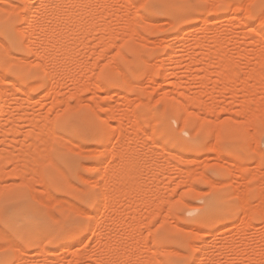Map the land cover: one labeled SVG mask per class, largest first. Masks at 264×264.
<instances>
[{
    "label": "rangeland",
    "instance_id": "374dc122",
    "mask_svg": "<svg viewBox=\"0 0 264 264\" xmlns=\"http://www.w3.org/2000/svg\"><path fill=\"white\" fill-rule=\"evenodd\" d=\"M53 1L0 0V49L2 50H0V56L3 57V52L5 57L9 54L7 59L0 57L6 60L3 65L0 64V75L3 74L2 76L5 77H1L0 81L2 79L1 84L3 86L9 83V81H14L9 83L11 86L15 83L12 87L10 86L13 88L12 90H14L12 92L20 88V90L24 91L27 88L28 90H26V92L29 96H24V94H26L24 93L25 91L23 92L24 94L18 90L15 94L9 92L11 93L9 98L11 97L13 100H18L16 103L10 98L12 101V103L10 102L11 105L9 102L7 103L10 106L7 109L10 110L11 113L8 112V110L7 112L10 113L9 115H13L12 121L14 120L15 124L14 122L12 123L11 117L5 115V113H2L3 115L0 117L1 131L3 128L5 129V127H7V124H5L7 122H9L8 126L10 123L15 126L17 125L18 127H15L16 130L14 132L12 131L13 128L12 130L10 128V130L7 129L6 131H11L10 134L13 133V138L19 139L18 141H23H21L22 143L17 142L8 132L7 136L5 131H0V135H2L1 133H5L7 136V139L4 140L7 144H4L3 138L1 139L2 136H0V152L3 147L12 152L11 154H9L10 152L6 154L5 150L4 153L6 155H3V153V157L0 155V264H12L13 262V264H22V259H25L24 262L27 259L28 264H48L50 260L52 262L50 261L49 264H102L104 259L107 261L110 260L109 264H191L192 260L195 259L197 261L199 256L201 257L203 255L202 259H204V261L199 258L197 261L198 264L200 262L204 264H264V215H262V210H264V30H262L264 29V0H234V3L230 0H85L88 6L83 2L84 0H82V2L81 0H77L78 2H76L74 6L80 9H75L72 6V4H74L72 0H68V3L66 2L67 0H57V3L60 1L63 6L59 4L60 2L57 4L56 0L54 3ZM69 1H71L72 4H70L71 2ZM92 1L94 2L92 3ZM88 2L90 3L88 4ZM55 3L57 7L60 5L63 10L71 6L72 9L74 8L73 10H75V12L81 10L82 7H85V9L86 7L91 8L93 13L90 12V9L84 12L87 13V11H89L93 19L90 15H87L89 13H85L88 18L86 20L85 14L81 13L83 11H79L81 13H78L79 17H77V12L75 14L77 21H75L76 19L73 20L75 24L79 22L78 20L82 19V15H84L83 19L85 20L82 21V19L80 23L89 24L94 21L90 23L92 26L88 25V30L87 25L84 24L85 27H87L84 28L82 23V25L79 23L75 27L72 25V23H74L72 20L66 21V13L62 12L65 14H63L64 16L62 18V13L60 12L61 14L59 17L60 19L62 18V21L59 23L62 25V23H64L63 20H65L66 27L73 26L77 29L76 31L80 33L76 34L73 27L74 31L71 30L70 32L65 27L64 23L62 25L63 29H58L59 32L58 30L56 31V33H59L57 35L60 39L65 41H60V39L56 40L57 42L55 41L56 44H54L57 46V50H54L55 45L53 48V43L51 41L49 42L47 35L40 36L42 40L46 36V39L44 38V42L42 41V43L40 41L41 38L36 37L37 35H31L29 31V33L27 32L28 28L26 29L27 25H31L29 27L32 28L36 26V29L45 28L42 25L47 22L53 26L55 22L52 23L54 18H51L50 9L55 6ZM77 3H79L80 6L78 5L77 7ZM34 4L36 7H33ZM69 4L70 6H68ZM234 4L235 13H233L235 11ZM100 5H104V7ZM212 6L213 8L211 10ZM217 6L220 7L218 8ZM71 7L69 8L70 10ZM2 8L5 11H3ZM97 10H100V13H98ZM101 11H103V13ZM33 14H40V17L31 22L30 16ZM80 17L81 19H78ZM202 17H207V20H204L207 22L205 23V27L202 26V23H204V21H202L204 18L201 20ZM58 18L55 17L54 21H58ZM67 22H70L69 24L71 25ZM49 23L46 25L47 28L51 26H49ZM93 23L95 24L93 25ZM15 25H18V27L20 26L19 32L17 27V29L14 28ZM96 25H98V27ZM100 25L103 26L101 27L103 29H105L104 25L106 26V29H108L106 31L109 34L107 32V34H105L107 37L111 34V36L115 38L113 40L120 44L119 47L116 43L114 44L113 41L114 45L108 46L105 42L110 44V42H108L109 37L107 39L108 41L106 39L104 41L105 37H102L103 40L99 39L105 32H98L97 29H101L99 28ZM7 27L11 29L9 30ZM70 27L68 28L70 29ZM202 27L210 28V30L207 29L209 32H207L206 29L202 31ZM80 28H83V30L80 31ZM20 29H23L22 34H20ZM182 30H184V32ZM216 30L219 35L216 33ZM210 31L216 33H214L213 36L217 35V37L215 36V40L213 39L214 42L220 41L224 46H219V49H215L218 46L214 47V42L211 43L212 40L210 39H212L213 36ZM69 32L70 34L72 32L75 33V35L80 38H78L75 43H72L73 40L77 38L74 37V34H72L74 36L68 34ZM179 33L181 34L179 35ZM7 34H9V37ZM184 34L185 40L183 41H186L187 45L190 42L191 44L177 47L179 46L178 44H184L182 41ZM181 35L182 38L179 37ZM201 35L203 36L201 37ZM204 35H206V38H209V36L211 37L208 41L204 42L207 43L204 47H202L203 45H199V48L192 44V37L198 36V38L203 40V38H205ZM67 36H71L74 39H70V42L67 40L69 39ZM174 36L176 39H174ZM219 36H221V38ZM5 37L7 39H5ZM13 37L15 43H12L13 41L10 40L13 39ZM97 38L99 39L98 41ZM196 38H194V41L198 39ZM169 39L176 42L177 46L173 44V42L172 44L177 48H174L173 45V47H170L167 44L169 41V43H171ZM177 39L181 40V43H179ZM165 40L169 41L166 42ZM96 41L98 44L99 41H103L106 45H102L103 43L101 42L102 46L98 45ZM26 42L29 44L32 42L31 46ZM60 42L63 43L61 46L64 50L61 48ZM212 44L214 46H211ZM38 45H41V47ZM49 45L52 47L50 52L53 53V50L56 52L53 53L54 60L52 56L51 58L48 55L51 63L46 57V52L50 49ZM67 46L68 48H66ZM103 46H106V49ZM107 46L111 48L107 50ZM192 46H194L193 49H191ZM208 46H211L210 48L215 49L216 52L214 51V53L212 51L211 54L210 50L212 49ZM19 47H22L24 51ZM205 47H207V50L208 48L210 49L208 50L210 56L207 51L209 56L208 59L204 58V55H201ZM4 48L7 49L8 54L6 51H3ZM45 48L49 49L45 50ZM65 48L71 50V53H73V59L71 57L69 58L71 62L68 60L67 51L70 55L72 54ZM101 48L105 50L103 49V51H101ZM173 48L177 51V54L174 52V55L179 54L178 56L173 55L171 57L174 51ZM178 48L184 49L180 51ZM220 50L223 55H221L222 53ZM36 51H38V54H36ZM64 51L67 55H65L66 53ZM97 51L100 53L98 56H101L104 52V58L102 56V58H98L96 56L98 54ZM205 52L206 51H204V53ZM190 54L191 58L189 56ZM64 55L66 63H62ZM165 55L171 59L170 61L168 60L169 62L177 61V63L167 62L166 59L168 57ZM193 55L199 58L197 64L196 61L193 60L197 58ZM11 56H14L13 59H17L15 61L12 59L13 61H11V63L9 62L8 64L10 65H8L7 60L10 61L9 59ZM112 56H114V58H111ZM220 56L223 57L221 58ZM224 56L225 60L227 59L226 57L232 60V64L229 62L231 66L228 63L230 67H227V69L222 67L223 63L226 65L228 62L227 60L224 61ZM215 57H220L219 61L222 62L221 66H219L220 62L218 63V67L226 70L229 69L227 71L228 74H224L225 71L222 70L223 75H229V77L227 76L228 78L224 76L225 79H223L222 75V80L214 81L213 78H218V76L221 75V72H218L221 71V68L217 69V66L215 67L217 63H211ZM177 58H180V60L178 61ZM113 59L116 61V65L115 63L111 64L112 61L114 62ZM205 59L206 61H204ZM145 60L147 62H145ZM107 61H111V63L109 64ZM164 61L168 64H164ZM214 61L218 62L216 58ZM13 62L16 63V65ZM72 62L74 64H72ZM200 62H203L202 64L204 66ZM64 63L67 65V68L64 66ZM59 64L63 65V68ZM82 65L84 67L86 65L88 66L84 68ZM161 65L163 67H161ZM164 65L169 66L168 69L170 70H167V66L165 68ZM23 66L26 67L24 68ZM27 66L30 67L28 68ZM19 67L21 68L19 69ZM205 67L207 70H205ZM198 68L202 71L198 70ZM120 70L122 74L117 73ZM165 71H169V74L165 73ZM215 71L216 73L218 72L217 74H220H212V72ZM207 72H210L207 74L208 77L209 74L211 75L207 78L209 81L205 82L206 80H204L205 83H202L203 80H200V73L203 74ZM123 74L127 76L129 86L127 81L122 80ZM165 74H168L167 77ZM74 78H76L77 81ZM203 78L205 79L206 76ZM3 79L6 80L3 82ZM123 79L126 80V77ZM75 81L81 87H79ZM84 82L88 83V85ZM132 82L135 86L132 85ZM81 83L82 85H80ZM16 84L20 88H17L18 86H16ZM5 86L7 87V85ZM75 86H78L80 90ZM95 86L96 89L102 86L100 88L101 92L99 88L96 90ZM164 90H168L170 96L164 95L165 93L167 94ZM75 91L78 93H73ZM182 93L187 94L186 97L185 95L183 96ZM14 97L16 98L14 99ZM177 97L179 99H184L183 97H185L186 102L199 101L197 103L199 108H197L195 103L188 104L185 102V99L184 101L178 100ZM21 98H24V102ZM27 98L30 102L27 101ZM19 100L22 102L21 104H23V106L19 105ZM182 103L185 105L188 104V107ZM191 104H194L196 107L192 108ZM20 106L22 107L19 108ZM111 106H113V108H111ZM186 108H189L192 112L188 111L189 109ZM113 109L116 111L118 110L120 114L130 111V113L127 114L130 120L126 117L127 112L122 114V117L124 115L125 117L119 118L122 119L120 122L118 121L119 119L117 120L118 122L113 120L114 117L111 114ZM23 111L27 112V114L30 111V115H26ZM99 112L103 117L99 116ZM112 113L114 114V112ZM5 116L10 120L7 121L6 119L8 118ZM30 116L34 119L30 118ZM119 116L121 115H118V117ZM3 117L6 119L4 120ZM111 117H113L112 120ZM46 118H49V120ZM115 118H117V115H115ZM30 119H33L35 123L29 124L31 121ZM51 119L52 121L50 122ZM15 120L19 124H17ZM36 120L40 123L42 122L41 120H47L46 122L49 121V126L50 123H52L51 130H53V133H56V135L54 136L52 131L50 132L49 128L51 126L48 127V123L46 124L44 121L45 124L44 122H42L43 124H39ZM130 121H135V128L133 127L132 129L134 124ZM193 121L196 124H194ZM122 122L124 125L121 124ZM36 123L38 126L42 125L43 127L44 125L45 127L43 128H46L47 125V128L44 130L42 127H40V129L37 127V130ZM113 123L116 126H114L115 128L110 126L111 124L113 125ZM130 123L133 125L131 126ZM137 123H139V126ZM199 127H201V129ZM113 128L114 130H112ZM41 129L46 132L41 133V131H43ZM110 129L112 132L115 131L114 134ZM203 129H205L204 133ZM31 130H34L32 131L33 133H31ZM119 131L121 133L123 131V136L119 134ZM47 132L52 135L50 134L49 137ZM23 133H25L24 136H27L25 139ZM30 133L39 135L33 136L30 135ZM124 133H126L127 136ZM40 134L41 136L45 134L44 137L47 136V139L41 138ZM117 135H120L119 138L122 136V139L128 141H125V145L129 149H132L131 152L139 147L136 150L137 152L139 151L136 161L145 162H142V165H140L142 166L140 169H144L140 174L137 171L140 166L137 169L135 168L139 163L136 165V158L133 159V164H129V166L136 165L133 166L135 169L129 167L131 169L126 168L122 173L125 175L124 173L127 172L126 177L128 174L131 178H125L129 180L128 182L122 181L125 184H122L120 182L122 179H119L120 177L124 178V176H116V168H112L113 170L111 172L109 169V166L115 167V164H109L118 161L116 159L120 150L123 151H121L122 153H127L124 152L127 148L122 144L124 140L122 141V139L119 138L118 140ZM52 136L56 138L52 139ZM10 137L13 139L11 142L14 141V143L9 145L8 141L10 140H8V138ZM28 137L30 139H28ZM31 138L34 139V143ZM38 141H42L44 144ZM116 141H120L121 145L118 144L117 153L114 154L116 151L115 148L117 147V145H115ZM135 144L139 146L136 147ZM113 145L116 147H113ZM119 146H124V150ZM34 147H36V152L34 150L32 151ZM101 148L103 149L102 151ZM111 148L115 150L112 155ZM49 151L51 155L49 156L51 158L47 156ZM26 152H34L37 157L41 155L42 158H38L39 160L37 161L33 153L29 155L33 156L35 160L31 159V157L27 159L24 158V156L21 157L25 155ZM20 153H22L21 156ZM38 154L40 155L38 156ZM45 154L46 158H44ZM127 154L133 157L135 155L136 157V152L130 155L128 151ZM9 155H13V159ZM15 155L16 157L19 156L18 158L21 159L17 160L16 158L15 160ZM109 155L112 156V158ZM25 157L27 156L25 155ZM43 158L44 161L46 160V163H43ZM47 158L49 160L52 158L54 159L53 164V159L50 161V166V162ZM31 160L33 162H31ZM41 162L43 164H41ZM105 163L109 165V168H106L107 170L103 168L104 166L107 167ZM40 164L41 166H39ZM143 165L144 167L146 166L148 172L145 171ZM132 169H134L136 173H139L137 174L140 178L137 177L138 175L136 174L132 175ZM25 170L27 171L22 173V171ZM114 170L116 174L113 172ZM37 171H39L40 174H37ZM102 172H104L105 175L106 172L111 173L112 176L115 174L116 177H113H118L120 181H117V184L124 185L121 187L122 193H120V190L119 195L117 194L118 191L115 193L116 190L120 189L119 186L116 187V184L114 185L117 179H115V181L110 180L113 183L111 184L107 178H111L112 176L107 173L108 177L106 178ZM142 172H144V174H142ZM35 174L37 175L35 176ZM91 178H94V180L92 179L93 181H90ZM138 178L141 183H139L140 181L138 182ZM104 179L110 183L104 184L108 185L105 187L108 189V193L110 192V196H114H112L111 193L114 192L112 188L115 187L114 194H116L115 196L118 197V200H121L116 202L118 207L116 203H114L115 206L111 204L113 206L102 208V210L104 209L105 211L101 210L102 214H99V216H101L99 217L97 209L102 207L103 195L107 192L102 184L107 182ZM94 181L99 184H94ZM141 184L143 187L141 186L140 188ZM133 187H137V190L134 191L135 188L133 190ZM144 188L147 189L145 190ZM103 189H105L106 192ZM20 197L22 198L20 199ZM117 197L115 198L116 201ZM120 197H125V199L122 200ZM145 200L147 201L145 202ZM243 200L245 203L241 208V201L243 202ZM239 203H241V205ZM113 207L117 208L119 211L121 210L118 212L119 214L123 212V216L120 214L123 218L121 216L116 220L113 218V213L115 214V212L117 213L118 211ZM28 208H31L34 214L36 213V216H33L30 225H24L17 231L18 229L15 228V226H11L10 220H12L17 213ZM109 208H113V211L109 210ZM256 208L260 209L257 210ZM128 209H131L129 210L130 213ZM88 210L90 213H88ZM108 210L109 212L112 211V214L109 215ZM247 212H249L248 215ZM85 213L87 215H85ZM94 215L101 219L97 220ZM126 215L129 216L127 217L128 220L124 218ZM132 217L137 221L135 222L136 225L133 223L134 219ZM94 218L96 220H94ZM85 219L87 220V228L80 229L78 227L79 221ZM102 220L104 222H102ZM131 221L132 223H128ZM105 222L109 223V225L107 223L105 224ZM99 224L102 229L99 228ZM128 224L130 229L132 228L131 224L135 225L132 229L136 228L134 230L136 234H133L132 229L130 232L127 230ZM73 225L76 227H73L72 230L69 231V227ZM96 225L98 232L96 231V227H94ZM123 229L128 231L127 234H129V236L135 237H130L127 240L126 231ZM218 229L220 230L218 231L219 233L216 231ZM105 231L107 232L106 234ZM202 231L204 233L208 231L209 235L211 233V236L207 235L209 241L211 238L213 239H211L210 242L207 240L209 242V247L206 249V252H208V254H206L207 256L200 253L197 249V245H200L201 237L198 235H203ZM214 231H216V235L213 234ZM111 233L114 234L112 237H116L115 239L117 240L111 237ZM107 234H109V238H112L113 241L108 238ZM99 235H101V238H99ZM121 235L124 238H122ZM105 237L114 244L111 242L107 244L109 240L105 241ZM197 237L199 239H195ZM121 238L122 242L120 241ZM125 238L126 241L124 240ZM42 239L45 241H42ZM102 239L104 241L103 243L101 242V244L100 241H102ZM221 239L224 240L221 241ZM194 240L195 242H193ZM116 241L120 243L117 244ZM127 241L134 250H132V253L129 255L128 251L131 248L129 244L127 245ZM105 242L106 244H104ZM232 242L236 243L232 244ZM41 244H43L42 246L45 248L39 246ZM116 244L119 246L120 244H122V246L127 245L129 250H127L126 246H123L126 247L125 250L121 248L122 246L116 247L115 250L120 252L123 249L122 251L124 252L120 253H126V255L121 254L125 257H121L122 259H114L112 262L111 260L114 257L110 258L111 253L107 252L106 254L105 248L111 246V248L114 249ZM220 244L222 246L227 245V247L224 248ZM231 244L233 247H229ZM113 245L115 246L113 247ZM43 249L44 251L45 249L47 250L45 254ZM49 250H51V252ZM48 251L51 254H49ZM52 251H54L56 256ZM104 253L106 255H104ZM16 254L18 256H16ZM96 254H98L99 259ZM28 255H31L30 258ZM43 255L47 257L45 256L44 259ZM100 255L103 256L101 257ZM104 256L107 257L104 258ZM17 257L21 260L19 261ZM108 257L110 258L109 260ZM205 258L208 259L205 261ZM16 259L19 263L16 262ZM27 263L25 262V264Z\"/></svg>",
    "mask_w": 264,
    "mask_h": 264
},
{
    "label": "bare ground",
    "instance_id": "6f19581e",
    "mask_svg": "<svg viewBox=\"0 0 264 264\" xmlns=\"http://www.w3.org/2000/svg\"><path fill=\"white\" fill-rule=\"evenodd\" d=\"M52 1H53V0H51V2H52ZM54 1H55V0H54ZM54 1H53V3H54ZM60 1H61V0H60ZM60 1H59V2H60ZM78 1H80V0H78ZM78 1H77V0H72V2H73L74 4H72L71 1H69V2H71L70 4H72V6H73L75 9H80V8H76V6H74V5H76V2H78ZM88 1H89V0H88ZM230 1H232V2L234 3V0H230ZM59 2H58V3H59ZM66 2L68 3V0H67ZM66 2H65V3H66ZM81 2H82V0H81ZM81 2H79V3H80V4H83V3H81ZM83 2L85 3V0H84ZM86 2H87V1H86ZM90 2H91V1H90ZM90 2H88V4H89ZM93 2H94V1H92V3H93ZM49 3H50V2H49ZM56 3H57V0H56ZM56 3L54 4L55 6H56ZM58 3H57V4H58ZM79 3H77V7H78ZM50 4H51V3H50ZM59 4L61 5L62 3L60 2ZM70 4H69L68 6H70ZM85 4H86V3H85ZM26 5H27V4H26ZM60 5H59L58 7H57V6H56V7L54 6L52 9H50V10H51V16H52L51 18H54V20H55V17L58 18V17L60 16V14H61L62 12H64V13H66V16H67V17H65V18H66V21H67V20H72V22H74V23H72V22H71V23H72V25H74L75 27H76L77 24L80 23V21L83 19V16H84V15L81 16L82 19H81V17L78 18V19H81V20H78L79 22H76V24H75V21H77V19L75 18V16H76V15H75L76 12H77V14H78V13H80L81 11H83V12H81V13H84V14H85L86 12H84V11H86L87 9H90V10H91V8H87V7H86V9H85V7H84V8L82 7L83 10H82V8H81V10H79L80 12H79V11H76V12H75V10H73L74 8L72 9L71 6H70V7H71V10L69 9L70 7H67L66 10H63L62 7H60ZM64 5H66V4H64ZM86 5H87V4H86ZM86 5H85V6H86ZM236 5H237V3H236ZM27 6H28V5H27ZM50 6H53V5H50ZM62 6H63V4H62ZM66 6H67V5H66ZM79 6H80V5H79ZM87 6H88V5H87ZM98 6H99V5H98ZM100 6H101V5H100ZM102 6L104 7V5H102ZM102 6H101V7H102ZM89 7H90V6H89ZM94 7H95V6H94ZM96 7H97V5H96ZM215 7H216V6H215ZM230 7H231V6H230ZM3 8H4V7H3ZM3 8H2V10H3ZM27 8H29V7H27ZM50 8H51V7H50ZM60 8H61V9H60ZM212 8H213V6L211 7V10H212ZM5 9H6V8H5ZM84 9H85V10H84ZM96 9H97V8H96ZM232 9H233V8H232ZM21 10H22V9H21ZM94 10H95V9H94ZM234 10H235V4H234ZM234 10H233V11H234ZM3 11H5V10H3ZM6 11H7V10H6ZM32 11H33V10H32ZM99 11H100V10H97L98 13H100ZM213 11H214V9H213ZM1 12H2V11H1ZM60 12H61V13H60ZM90 12H92V10H91ZM94 12H95V11H94ZM101 12L103 13V11H101ZM216 12H217V11H216ZM216 12H215V13H216ZM235 12H236V10H235L233 13H235ZM2 13H3V12H2ZM26 13H27V11H26ZM30 13H31V11H30ZM64 13L61 14V15H62V18H63V16L65 15ZM81 13H80V14H81ZM87 13H89V11H87ZM87 13H86V14H87ZM92 13H93V12H92ZM28 14H29V13H28ZM63 14H64V15H63ZM86 14H85V16H86ZM230 14H231V13H230ZM4 15H5V14H4ZM87 15H90V17H91V14H90V13L87 14ZM228 15H229V14H228ZM20 16H22V15H20ZM92 16H93V15H92ZM100 16H101V15H100ZM102 16H103V15H102ZM224 16H225V15H224ZM24 17H25V16H24ZM27 17H28V16H27ZM30 17H31V19H30L31 22H33L35 19H37V18L40 17V14H38V15H37V14H36V15L33 14V15H31ZM77 17H79V14L77 15ZM62 18H61V19H62ZM91 18L93 19V17H91ZM98 18H99V15H98ZM101 18H102V17H101ZM203 18H204V19H203ZM206 18H207V17H206ZM206 18H205V17H202L201 20H202V19H203L202 21L207 20ZM22 19H23V17H22ZM58 19H59V20H58ZM58 19H56V20H58V21H54V20H52V23L55 22V23H53V26H52L49 22H47L46 24H43V23H42L43 25H42V24H41V25L44 26L45 28H38V29H36V26H35V25H33V26H35L34 28L29 27V26H31V25H27V26H26V29L28 28V29H27V32L29 31V32L31 33V35H32V34L35 35V36L37 35L36 37H38V38H41V37H40L41 35H43V36H44V35H47V38H49V42L51 41V42L53 43V45L50 43V44L52 45V47H53V46L56 44V42H57L56 40H59V39H60V37L57 35V34H59V33H56V31H57L58 29H63V28H62V27H63L62 25H63L64 23H65V27H66V21L63 20L64 23H62V25H61V24H60V23H61L60 21H62V20L60 19V17H59ZM75 19H76V20H75ZM85 19H86V20L88 19L87 16L85 17ZM85 19H83L82 21H84ZM99 19H100V18H99ZM221 19H222V17H221ZM224 19H225V18H224ZM73 20H75V21H73ZM210 20H211V19H210ZM50 21H51V19H50ZM59 22H60V23H59ZM85 22H86V21H85ZM92 22H94V21H92ZM92 22H90V23H92ZM48 23H49V26H50V25L52 26V28H51V26H50V28H47V27H46V25H47ZM67 23L69 24L70 22H67ZM81 23L83 24V22H81ZM81 23H80V24H81ZM90 23H89V24L84 23L85 25H87L88 28L85 27L84 24H83V27H84V28H87V30H88V29H89V26H92ZM205 23H207V22L204 21V23H202V26L205 27V26H206ZM68 24H67V25H68ZM82 24H81V25H82ZM94 24H95V23H93V25H94ZM101 24H103V23H101ZM69 25H71V24H69ZM81 25H80V26H81ZM88 25H89V26H88ZM42 26H41V27H42ZM80 26H78V27H80ZM96 26L98 27V25H96ZM16 27H17L18 29H17ZM19 27H20V26H19ZM19 27H18V25H17V26L15 25L14 28H16V29L18 30V32H19ZM68 27H70V26H67V27H66L70 32H71V30H72V31L75 30V33H76V34H77V33H80V32H77V31H76L77 29H75L73 26H71L70 29H69ZM72 27L74 28V30H73ZM81 27H82V26H81ZM97 27H96V28H97ZM101 27H103V26L100 25L99 28H101ZM189 27H190V26H189ZM193 27H195V26H193ZM204 27H202V31H203V29H206V31H207L208 27H206V28H204ZM71 28H72V29H71ZM94 28H95V27H94ZM104 28H105V29L101 28V29H103V30H101V29H100V30L97 29V30H98V32H99V31H100V32L105 31L103 34L106 35V34L108 33L106 30H108V29H106V26H105V25H104ZM107 28H108V27H107ZM7 29H9V28L7 27ZM10 29H11V28H10ZM10 29H9V30H10ZM67 29H66V30H67ZM200 29H201V27H200ZM66 30H65V31H66ZM81 30H83V28H80V31H81ZM97 30H96V32H97ZM208 30H210V28H209ZM20 31H21L20 34H22V33H23V29H22V30L20 29ZM78 31H79V30H78ZM182 31L184 32V30H182ZM213 31H214V30H213ZM213 31H210V32H212V33H211L212 36H213L214 33H215V32L213 33ZM219 31H220V30H219ZM29 32H28V33H29ZM58 32H59V30H58ZM70 32H69L68 34H70ZM98 32H97V33H98ZM100 32H99V33H100ZM106 32H107V33H106ZM180 32H181V31H180ZM204 32H205V30H204ZM207 32H209V31H207ZM8 33H9V32H8ZM25 33H26V30H25ZM75 33L72 32L70 35H71V36H74ZM105 33H106V34H105ZM216 33H218L217 30H216ZM216 33H215V34H216ZM220 33H221V32H220ZM39 34H40V35H39ZM49 34H50V36H49ZM72 34H74V35H72ZM103 34H101V35H103ZM108 34H109V33H108ZM180 34H181V33H179V35H180ZM211 34H210V36H211ZM8 35H9V34H7V36H8ZM31 35H29V36H31ZM104 35L101 36V38H102V37H103V38L105 37V38H104V41H105V39L107 40L108 37H109V39H108L109 41H108V40H107V41L110 42V44L107 43V42H105L108 46H109V45H114V44L116 43V41L113 40V39H115V38H113V37L111 36V34H110L108 37H107V35H106V36H104ZM194 35H195V34H194ZM206 35H207V34H206ZM206 35H204V37H205ZM218 35H219V33H218ZM48 36H49V37H48ZM60 36H61V35H60ZM71 36H70V37L67 36V37H69V39H67V40H69L70 42H71L70 39L73 38V37H71ZM175 36H176V35H175ZM175 36H174V37H175ZM202 36H203V35H201V37H202ZM210 36H209V38H206V37H205L207 40H206L205 38H203L204 41L201 40V38H198V36H196V37H197L199 40H198L196 37H192V39H193V40H192V41H193L192 44H194V46H195V45L198 46L199 48H200V46H202V45H203L202 47H204V45L207 44V43H204V42H205V41H208V40L212 37V36H211V37H210ZM215 36L217 37V35H215ZM215 36H213L212 39H210V40H212L211 43L214 42V40H215ZM223 36H224V35H223ZM8 37H9V36H8ZM32 37H33V36H32ZM32 37H31V38H32ZM45 37H46V36H45ZM45 37H44V38H45ZM74 37L77 38V39H76V40H73V39H74V38H73V39H72V40H73L72 43H75V41H77L78 38H80V37L77 36V35H75ZM106 37H107V38H106ZM110 37H111V38H110ZM179 37L182 38V35L179 36ZM219 37L221 38V36H219ZM10 38H11V37H10ZM27 38H28V37H27ZM33 38H35V37H33ZM44 38H43V40H44ZM101 38L99 37L100 40H103V38H102V39H101ZM177 38H178V37H177ZM194 38H196L197 40L194 41ZM223 38H224V37H223ZM5 39H7V38L5 37ZM35 39H37V38H35ZM45 39H46V38H45ZM63 39H64V38H63ZM99 39L97 38V41H98ZM110 39H111V40H110ZM172 39H173V38H172ZM174 39H176V37H175ZM179 39H180V38H179ZM213 39H214V40H213ZM10 40L13 41L12 43H15V42H14V37H13V39H10ZM10 40H9V41H10ZM15 40H17V39H15ZM33 40H34V39H33ZM43 40H42V38L40 39L41 42H42ZM47 40H48V39H47ZM169 40H171V39H169ZM169 40H167V41H169ZM177 40H178V39H177ZM177 40H176V41H177ZM183 40H185V34L183 35L182 41H183ZM29 41H30V40H29ZM55 41H56V42H55ZM60 41H64V40H61V39H60ZM97 41H96V44H98ZM112 41L114 42V44H113ZM165 41H166V40H165ZM167 41H166V42H167ZM178 41H179V43H181V40H178ZM178 41H177V42H178ZM17 42H20V41H17ZM17 42H16V43H17ZM32 42H34V41H32ZM32 42H31L30 44H29L28 42H26V43H28V45L31 46ZM43 42H44V41H43ZM43 42H42V43H43ZM64 42H65V41H64ZM100 42L103 43V41H99V44H98V45H101ZM122 42H123V41H122ZM169 42H170V41H169ZM169 42H167V44H168L170 47H171L173 44H175V45L177 46L176 42H173L172 40H171V43H169ZM172 42H173V44H172ZM183 42H184V41H183ZM36 43H37V40H36ZM54 43H55V44H54ZM67 43H68V41H67ZM105 43H103L102 45H106ZM130 43H131V42H130ZM185 43H186V41L184 42V44H183V43L178 44L179 46H177V47H183L184 45L188 46L189 44H191V42L188 43V45H187V43H186V44H185ZM211 43H209V44H211ZM17 44H19V43H17ZM61 44H63V43L60 42V46H61ZM116 44H117L118 47L120 46V44H118V43H116ZM128 44H129V43H128ZM209 44H208V45H209ZM214 44H215V46H214L213 44H212L211 46H214V47L218 46V47H216L215 49H217V48L219 49V46H224V45H222V44L220 43V41H216V42H214ZM46 45H47V41H46ZM46 45H45V46H46ZM64 45H65V44H64ZM68 45H69V44H68ZM70 45H71V44H70ZM102 45H101V46H102ZM199 45H200V46H199ZM14 46H15V44H14ZM17 46H18V45H17ZM26 46H27V45H26ZM35 46H36V45H35ZM38 46L41 47V45H38ZM49 46H50V45H49ZM65 46H66V45H65ZM108 46H107V47H108ZM138 46H139V45H138ZM173 46H174V45H173ZM173 46H172V47H173ZM176 46H174V48H175ZM194 46H192V48H191V47H190V48L193 49ZM211 46H208V47L210 48ZM33 47H34V46H33ZM36 47H37V46H36ZM36 47H35V48H36ZM42 47H43V46H42ZM46 47H47V46H46ZM52 47L50 46V47H49L50 49H49V48H45V50H46V49H49V50H48L49 52H48V51L46 52V51L44 50V51L46 52V55H47L46 57H47L48 61L50 60L49 57H51V56L53 57V60H54V54H53V53L55 52L54 50H57V46L55 45V48L53 47V48H54L53 53H51L50 50H51ZM103 47H104V46H103ZM105 47H106V46H105ZM105 47H104V48H105ZM132 47H133V45H132ZM134 47H135V46H134ZM177 47H176V48H177ZM202 47H201V48H202ZM214 47H213V48H214ZM19 48H21V50L24 51V50L22 49V47H19ZM19 48H18V49H19ZM35 48H33V49H35ZM61 48H62V46H61ZM66 48H68V46H67ZM66 48H65V49H66ZM69 48H70V47H69ZM104 48H103V49H104ZM110 48H111V47H110ZM110 48L108 47L107 50L110 49ZM128 48H130V47H128ZM174 48H173V49H174ZM206 48H207V47H205V48H204L205 50H203V52H201V53H202L201 55H202V56L204 55L203 57L206 58V59H208V57L210 56V53H209L208 50H210V49H212V48H210V49L208 48V50H207ZM42 49H43V48H42ZM62 49H63V48H62ZM70 49H71V48H70ZM103 49L101 48V51H103ZM105 49H106V48H105ZM105 49H104V50H105ZM125 49H126V47H125ZM131 49H132V48H131ZM178 49H180V48H178ZM182 49H184V48H181L180 51H181ZM202 49H203V48H202ZM215 49L210 50V51H211V54H212V51H213V52L215 51ZM0 50H1V49H0ZM37 50H38V49H37ZM40 50H41V49H40ZM40 50H39V51H40ZM63 50H64V49H63ZM66 50H69V49H66ZM66 50H65V51H66ZM71 50H72V49H71ZM71 50H69L70 53H71ZM117 50H118V48H117ZM119 50H120V49H119ZM127 50H128V49H127ZM175 50H176V49H174L172 55L169 53V54L171 55V57L174 55V52H175V53L177 52V51H175ZM1 51H2V50H1ZM3 51H6V53L8 52L6 48H4ZM32 51H33V50H32ZM34 51H35V50H34ZM42 51H43V50H42ZM65 51H64V52H65ZM111 51H112V50H111ZM133 51H134V50H133ZM201 51H202V50H201ZM204 51H206V52L204 53ZM207 51H208V53H209V56H208V54H207ZM36 52H37L36 54H38V51H36ZM40 52H41V51H40ZM40 52H39V53H40ZM57 52H58V51H57ZM98 52H99V51H97V53H98ZM105 52H106V51H105ZM215 52H216V51H215ZM215 52H214V53H215ZM218 52H219V50H218ZM220 52H221V50H220ZM25 53H26V52H25ZM47 53H48V54H47ZM55 53H56V52H55ZM62 53H63V51H62ZM65 53H66V52H65ZM67 53H68V60H69L70 57L73 59V53H71L72 55H70L68 51H67ZM67 53H66L65 55H67ZM197 53H198V52H197ZM221 53H222V52H221ZM7 54H8V53H7ZM7 54H6V55H7ZM36 54H35V55H36ZM42 54H43V53H42ZM63 54H64V53H63ZM63 54H62V55H63ZM99 54H100V53H98V54L96 55L98 58L101 57V56L104 58V55H105L104 52H103V54H102L101 56H98ZM113 54H115V53H113ZM122 54H123V53H122ZM169 54H168V56L170 57ZM176 54H177V53H176ZM176 54H175L174 56H178V55H179V54H178V55H176ZM198 54H199V53H198ZM206 54H207V57H206ZM0 55H1V54H0ZM39 55H40V54H39ZM48 55H49V57H48ZM65 55H64V60L62 61V63L65 62ZM93 55H94V53H93ZM180 55H181V54H180ZM221 55H223V53H222ZM224 55H225V54H224ZM8 56H9V54H8ZM8 56L5 57V56H4V52H3V57H1V56H0V57H1V58H5V59H7ZM36 56H37V55H36ZM106 56H107V54H106ZM165 56H167V55H165ZM168 56H167V57H168ZM189 56H190V58H191V54H190ZM193 56H194V55H193ZM225 56H226V55H225ZM225 56H224V61H226V60L228 61V62L226 63V65H228V66H226L225 63H223V65H225V66H223V65H222V62L219 61V60H220V57L222 58L223 56H220L219 58L215 57L216 60H217L218 62L214 61V60H215V58H214V60L211 61V63H212V62H213V63H214V62L217 63V64L215 65V67H216V66L218 65V63L220 62L221 64L219 63V66L222 65V67H224V68L227 69V67L229 68V67L231 66V64H232V60L229 59L228 57H226L227 59L225 60ZM244 56H245V55H244ZM38 57H39V56H38ZM41 57H43V56H41ZM52 57H51V58H52ZM102 57H101V58H102ZM169 57H168V58H169ZM171 57H170V58H171ZM194 57H196V56H194ZM1 58H0V64L3 65V64L5 63L4 61H6V60H5V59L3 60V59H1ZM13 58H14V56H13V57L11 56V58L9 59L10 61L7 60V64H8L9 62L11 63V61H13V60L15 61V60L17 59V58H15V59H13ZM39 58H40V57H39ZM111 58H114V56H112ZM111 58H110V59H111ZM168 58H167V59L165 58V59L167 60V62H169V61L171 60L170 58H169V59H168ZM192 58H193V57H192ZM196 58H197V59L194 58L193 60H195V61H196V64H197V60H198L199 58H198V57H196ZM200 58H201V57H200ZM204 58H203V59H204ZM12 59H13V60H12ZM74 59H77V58H74ZM95 59H96V58H95ZM160 59H162V58H160ZM177 59H178V58H177ZM177 59H176V60H177ZM203 59H201V60H203ZM206 59H205L204 61H206ZM228 59H229L230 61H229ZM42 60H43V59H42ZM84 60H85V59H84ZM111 60H112V59H111ZM113 60H114V59H113ZM168 60H169V61H168ZM179 60H180V58L178 59V61H179ZM210 60H212V59H210ZM210 60H209V61H210ZM221 60H222V59H221ZM18 61H19V59H18ZM22 61H23V60H22ZM66 61H67V60H66ZM69 61L71 62V60H69ZM76 61H77V60H76ZM159 61H162V60H159ZM174 61H175V57H174ZM195 61H194V62H195ZM204 61H203V62H204ZM44 62H45V61H44ZM49 62H50V61H49ZM52 62H54V61H52ZM95 62H96V61H95ZM107 62H108L109 64L111 63V61H110V62L107 61ZM145 62H147V61L145 60ZM148 62H149V61H148ZM167 62L164 61V64L167 63ZM171 62H172V61H171ZM171 62H169V63H171ZM175 62L177 63V61H175ZM175 62H172V63H175ZM191 62H193V61H191ZM198 62H199V61H198ZM203 62H202V63H203ZM229 62H230L231 64H230ZM13 63H14V62H13ZM30 63H31V62H30ZM50 63H51V62H50ZM50 63H49V64H50ZM62 63H61V64H62ZM65 63H66V62H65ZM65 63H64V64H65ZM89 63H90V62H89ZM91 63H92V62H91ZM113 63H115V65L117 64L115 60H114V62L112 61L111 64H113ZM162 63H163V62H162ZM178 63H180V62H178ZM200 63H201V62H200ZM200 63H199V64H200ZM202 63H201V64H202ZM208 63H209V62H208ZM211 63H210V64H211ZM215 63H214V64H215ZM228 63L230 64V66H229ZM14 64L16 65V63H14ZM19 64H21V63H19ZM53 64H54V63H53ZM72 64H74V63L72 62ZM82 64H83V63H82ZM85 64H86V63H85ZM149 64H150V63H149ZM159 64H160V62H159ZM159 64H158V65H159ZM167 64H168V63H167ZM206 64H207V63H206ZM8 65H10V64H8ZM21 65H23V64H21ZM29 65H30V64H29ZM59 65H60V64H59ZM80 65H81V64H80ZM83 65H84V64H83ZM83 65H82V66H83ZM88 65H90V64H88ZM88 65H86V66H88ZM101 65H102V64H101ZM162 65H163V64H162ZM162 65H161V67H163ZM171 65H172V64H171ZM173 65H175V64H173ZM202 65H203V64H202ZM5 66H7V65H5ZM60 66H62V68H63V65H60ZM64 66L66 67L67 65L65 64ZM86 66H85V67H86ZM90 66H91V65H90ZM113 66H114V65H113ZM166 66H167V65H164L165 68H166ZM203 66H204V65H203ZM203 66H201V67H203ZM207 66H208V64H207ZM207 66H206V67H207ZM211 66H214V65H211ZM13 67H14V66H13ZM23 67H24V66H23ZM25 67H26V66H25ZM25 67H24V68H25ZM27 67H28V66H27ZM29 67H30V66H29ZM29 67H28V68H29ZM46 67H47V66H46ZM46 67H45V68H46ZM70 67H71V66H70ZM72 67H73V66H72ZM74 67H76V66H74ZM83 67H84V66H83ZM85 67H84V68H85ZM171 67H172V66H171ZM173 67H174V66H173ZM176 67H177V64H176ZM178 67H179V66H178ZM201 67H199V68H201ZM206 67H205V70H207ZM16 68H17V66H16ZM20 68H21V67H19V69H20ZM47 68H48V67H47ZM66 68H67V67H66ZM86 68H87V67H86ZM88 68H89V67H88ZM168 68H169V66H167L166 69H167V70H170V69H168ZM179 68H180V67H179ZM199 68H198V70H201V69H199ZM216 68L218 69V68H221V67H218V66H217ZM14 69H15V68H14ZM73 69H74V68H73ZM226 69H222V68H221V71H218V72H221V75H219L220 73L217 74L218 72L216 73V71H215V72H212V74L219 75L218 78L220 77L219 79L216 78V77L213 78L214 81H215V80H216V81H218V80H222V79H221V78H222L221 76L223 75V74H222L223 71H225L224 74H228L227 71H228L229 69H228V70H226ZM29 70H30V69H29ZM48 70H49V69H48ZM63 70H64V69H63ZM68 70H69V69H68ZM82 70H83V69H82ZM87 70H88V69H87ZM222 70H223V71H222ZM66 71H67V70H66ZM201 71H202V70H201ZM84 72H85V69H84ZM116 72H117V71H116ZM120 72H121V70L118 71L117 73H120ZM203 72H204V71H203ZM2 73H3V72H2ZM72 73H73V70H72ZM165 73H168V74H169V71H165ZM208 73H210V72L203 73V74L200 73V74H201V77H200V76H199V77H200V80H203V82L201 81L202 83H205V82L209 81L207 78H209L211 75L209 74V77H208V75H207ZM49 74H50V73H49ZM120 74H122V73H120ZM168 74H167V75H168ZM205 74H206V75H205ZM2 75H3V74H2ZM2 75H0V78H1V77H2V78L4 77V76H2ZM68 75H69V74H68ZM70 75H71V74H70ZM76 75H77V74H76ZM116 75H118V74H116ZM165 75H166V74H165ZM167 75H166V77H167ZM77 76H78V75H77ZM118 76H119V75H118ZM202 76H203V77L206 76V78L204 79ZM214 76H215V75H214ZM224 76H225V75H223V79L229 77V75H227L228 77L225 76V78H224ZM83 77H84V76H83ZM121 77H122V75H121ZM125 77H126V80L123 79V78H125ZM4 78H5V77H4ZM88 78H89V77H88ZM201 78H203V79H201ZM74 79H76V78H74ZM127 79H128L127 76H125V74H123L122 80H123V81H127ZM5 80H6V79H3V82H4ZM7 80H8V79H7ZM10 80H11V79H10ZM204 80H206V81L204 82ZM210 80H211V78H210ZM76 81H77V79H76ZM76 81H75V82H76ZM7 82H8V81H7ZM7 82H5V83H7ZM11 82H14V81H11ZM11 82L9 81V83H11ZM86 82H87V81H86ZM88 82H89V81H88ZM127 82H128V81H127ZM1 83H2V79H1V81H0V84H1ZM9 83L5 84V85H7V87H6L5 85L3 86L2 84L0 85V117L3 115L2 113H5V115H8V116L11 117V121H12V117H13V115H12V114L9 115L11 112H10V110L7 109L8 107H10L7 103H8V102H9V104H10V102L12 103V101H11L12 98L10 97V98H11V99H10V98H9V95H10L11 93H14V94H15L16 91L18 90V91H21L22 93L25 91L24 93H26V94H24V93H23V94H24L25 97H27L28 94H27L26 90H28V89L26 88V90L23 89L24 91H22V90H20L21 88L16 84V86H18L17 88H20V89H16V88H15V89H16L15 92H12V91H14V90H12L13 88H11V87H12L13 85H15V83H14V84L12 83V84H13L12 86H11V84H9ZM76 83H77V82H76ZM82 83H83V81H82ZM82 83H81L80 85H82ZM84 83H85V82H84ZM132 83H133V82H132ZM3 84H4V83H3ZM77 84H78V83H77ZM85 84L88 85V83H85ZM85 84H84V85H85ZM84 85H83V86H84ZM87 85H86V86H87ZM132 85H134V83H133ZM136 85H137V84H136ZM10 86H11V87H10ZM16 86H14V87H16ZM31 86H32V85H31ZM34 86H35V85H34ZM78 86H79V84H78ZM78 86H75V87H77V88L79 89V87H81V86H79V87H78ZM128 86H129V82H128ZM134 86H135V85H134ZM101 87H102V86H101ZM101 87H98V88L100 89ZM7 88H8L9 90H8ZM10 88H11V90H10ZM28 88H29V87H28ZM51 88H52V87H51ZM98 88L96 89V86H95V89H96V90H98ZM130 88H131V87H130ZM136 88H137V87H136ZM30 89H31V88H30ZM30 89H29V90H30ZM52 89H53V88H52ZM78 89H77V90H78ZM79 90H80V89H79ZM93 90H94V89H93ZM164 91L167 92V94H166L165 92L162 91L163 93H165L164 95L170 96V95L168 94V90H167V91L164 90ZM9 92H11V93H9ZM21 92H20V93H21ZM79 92H80V91H79ZM96 92H97V91H96ZM96 92H95V93H96ZM98 92H99V91H98ZM100 92H101V89H100ZM106 92H107V91H106ZM20 93H19V94H20ZM22 93H21V95H22ZM73 93H78V92L75 91V92H73ZM95 93H94V94H95ZM142 93H143V92H142ZM182 94H183V96L185 95V97H186V95H187V94H184V93H182ZM12 95H13V94H12ZM26 95H27V96H26ZM22 97H23V95H22ZM28 97H29V96H28ZM185 97H183V98L185 99ZM8 98H9V100H8ZM15 98H16V97H14V99H15ZM175 98H176V97H175ZM18 99H19V98H18ZM21 99H22V101L24 102V98H21ZM55 99H56V98H55ZM177 99H178V100H183V101H184V99H182V98L179 99V98L177 97ZM193 99H196V98H193ZM12 100H13V99H12ZM28 100H29V99L27 98V101H28ZM13 101H15V102L17 103L18 100L15 99V100H13ZM25 101H26V100H25ZM183 101H181V102H183ZM19 102H20V100H19ZM28 102H30V101H28ZM185 102H186V99H185ZM185 102H184V103H185ZM198 102H199V101H198ZM198 102H196V101H195V102H194V101H193V102H188V101H187L186 103H188V104H189V103H195V105H197ZM21 103H22V102H20L19 105H22V106H23V104H21ZM184 103H182V104H184ZM188 104H186V105L184 104V105H185L186 107H188ZM10 105H11V104H10ZM191 105H192V108H193V107H194V108L196 107L194 104H191ZM191 105H190V107H191ZM12 106H13V105H12ZM12 106H11V108H12ZM22 106H20L19 108H21ZM76 106H77V105H76ZM199 106H200V105H199ZM66 107H67V106H66ZM78 107H79V106H78ZM91 107H92V106H91ZM11 108H10V109H11ZM24 108H25V107H24ZM106 108H107V107H106ZM111 108H113V106H111ZM197 108H199L198 105H197ZM27 109H29V108H27ZM93 109H94V108H93ZM104 109H105V108H104ZM107 109H108V108H107ZM186 109H189V108H186ZM7 110H8V112H10V113H8ZM22 110H23V108H22ZM61 110H62V109H61ZM84 110H85V109H84ZM113 110H115V109H113ZM113 110H112V112H114V114H113L112 112H111V114H112V116H113L114 118L111 117V120H112V118H113V120H116V121H117L119 118H123V117H125V115L122 117V114L127 112V111H126V112H122V113L120 114V112H118V110H117V111L115 110L116 112L113 111ZM3 111H4V112H3ZM82 111H83V110H82ZM85 111H86V110H85ZM188 111L192 112V110H190V109H189ZM193 111H194V110H193ZM23 112H25V111H23ZM96 112H97V111H96ZM194 112H196V111H194ZM6 113H7V114H6ZM25 113H26V115H30V111H29L28 114H27V112H25ZM116 113H119V114H116ZM129 113H130V111H128V112L126 113V117H127L128 119H129V117H128L129 115L127 116V114H129ZM84 114H87V113H84ZM109 115H110V113H109ZM115 115H117V118H115ZM118 115H121V116L118 117ZM54 116H55V115H54ZM85 116H86V115H85ZM99 116H100V117H103V116L100 115V112H99ZM182 116H183V115H182ZM184 116H185V115H184ZM5 117H7V116H5ZM5 117H3L4 120L6 119ZM26 117H28V116H26ZM26 117H25V118H26ZM7 118H8V117H7ZM30 118H33V117L30 116ZM53 118H55V117H53ZM200 118H201V117H200ZM27 119H28V118H27ZM27 119H25V120H27ZM33 119H34V118H33ZM33 119H30L31 121H30L29 124H31V123L34 122ZM40 119H41V118H40ZM46 119L49 120V118H46ZM131 119H132V118H131ZM133 119H134V118H133ZM203 119H204V118H203ZM0 120H1V119H0ZM6 120L9 121L10 119L8 118V119H6ZM47 120H41V121H42V122H44V121L46 122ZM121 120H122V119H119L118 121L120 122ZM124 120H125V119H124ZM129 120H130V119H129ZM7 121H6V122H7ZM11 121H10V122H11ZM15 121H16V120H15ZM51 121H52V119L50 120V122H51ZM105 121H106V120H105ZM118 121H117V122H118ZM195 121H198V120H195ZM199 121H200V120H199ZM4 122H5V121H4ZM13 122H14V120L12 121V123H13ZM16 122H17V121H16ZM28 122H29V120H28ZM28 122H27V124H28ZM36 122L39 123V124H43L42 122H41V123L38 122V120H36ZM45 122H44V124H45ZM106 122H107V121H106ZM112 122H113V121H112ZM117 122H116V123H117ZM130 122H132V121H130ZM134 122H135V121H134ZM134 122H132V123L134 124ZM136 122H137V121H136ZM193 122H194V121H193ZM200 122H201V121H200ZM8 123H9V122L5 123V124H7L6 126H7L8 128L5 127V129H4V128L2 129V131H5V133H6L7 136H8V134H9V135H12L13 133L10 134L11 131H6V130H7V129L10 130V128H11V130H12V128H13L12 131L14 132V131L16 130L15 127L17 126V125H16V126H15V125H12L11 123H10V125L8 126ZM34 123H35V122H34ZM34 123H33V124H34ZM37 123H36V125H37ZM47 123H48V124H47ZM107 123H108V122H107ZM126 123H127V122H126ZM132 123H130L131 126L133 125ZM182 123H183V122H182ZM14 124H15V122H14ZM17 124H19V123L17 122ZM33 124H32V125H33ZM46 124L48 125V127L51 126V127L49 128V129H50V132L52 131V134L55 136L56 133L54 134V133H53V130H51V128H52V123H50V126H49V121L46 122ZM109 124H110V123H109ZM121 124H123V122H122ZM137 124H138V126H139V123H137ZM194 124H196V123L194 122ZM201 124H202V123H201ZM32 125H31V126H32ZM36 125H33V126H36ZM47 125H46V128H47ZM123 125H124V124H123ZM134 125H135V126H134ZM134 125L132 126V129H133V127H134V128L136 127V123H135ZM202 125H203V124H202ZM26 126H27V125H26ZM110 126L114 127L115 125H114V123H113V125L111 124ZM121 126H122V125H121ZM125 126H126V125H125ZM0 127H1V126H0ZM17 127H18V126H17ZM37 127L40 129V127H42V125H40V126L37 125V126H36V129L38 130ZM43 127H45V126L43 125ZM43 127H42V128H43ZM115 127H116V126H115ZM115 127H114V128H115ZM203 127H204V125H203ZM14 128H15V129H14ZM21 128H22V127H21ZM46 128H43V129L45 130ZM114 128H113L112 130H114ZM129 128H130V126H129ZM129 128H128V129H129ZM199 128L201 129V127H199ZM17 129L20 130L19 128H17ZM34 129H35V128H34ZM43 129H41V130H43ZM49 129H48V130H49ZM122 129H123V127H122ZM126 129H127V127H126ZM208 129H209V128H208ZM37 130H36V131H37ZM44 130L41 131V133H42V132L45 133L46 131L44 132ZM48 130H47V131H48ZM119 130H120V129H119ZM123 130H124V129H123ZM0 131H1V128H0ZM2 131H1V132H2ZM32 131H34V130H31V133H33ZM110 131H111V129H110ZM120 131H121V130H120ZM120 131H119V132H120ZM124 131L126 132V130H124ZM204 131H205V129H203V133H204ZM7 132H8V134H7ZM21 132H24V131H21ZM111 132H112V131H111ZM114 132H115V131H114ZM114 132H112V133L114 134ZM116 132H117V131H116ZM119 132H118V133H119ZM200 132H201V131H200ZM240 132H241V131H240ZM5 133H1L2 135H0V136H2L1 139L3 138L2 140H3L4 144L6 143V141H4V140L7 139V136L5 135ZM31 133H30V135H33V134H31ZM38 133H40V132H38ZM47 133H48V135H49V137H50V134H51V133H50V134H49V132H47ZM98 133H99V132H98ZM122 133H123V131H122ZM122 133L120 132L119 134L122 135ZM201 133H202V132H201ZM18 134H19V133H18ZM24 134H25V133H23V136H24ZM52 134H51V135H52ZM124 134L127 136L126 133H124ZM3 135H4V136H3ZM14 135H15V134H14ZM16 135H17V133H16ZM16 135H15V136H16ZM27 135H28V134H27ZM35 135H39V134H35V133H34L33 136H35ZM44 135H45V134H44ZM44 135L41 136V134H40L41 138H44V139H45V138L47 137V136L44 137ZM101 135H102V134H101ZM28 136H29V135H28ZM54 136H52V139L56 138V137H54ZM119 136H120V135H117V139L119 138ZM122 136H123V135H122ZM122 136H121L119 139H122V138H123ZM4 137H5V138H4ZM11 137L13 138V135H12ZM11 137L8 138V140H10V141H8L9 145L12 144V143H14V141L11 142L13 139H14V140H17L16 138H13V139H12ZM26 137H27V136L25 135V136H24V139H25ZM29 137H30V136H29ZM29 137H28V139H30ZM31 137H32V136H31ZM32 138H33V137H32ZM32 138H31V140H32V142H33L34 139H32ZM37 138H38V137H37ZM39 138H40V137H39ZM41 138H40V139H41ZM124 138H127V137H124ZM46 139H47V138H46ZM117 139H116V140H117ZM119 139H118V140H119ZM134 139H135V138H134ZM18 140H19V139H18ZM18 140H17V142H21V141H22V140H21V141H18ZM31 140H30V141H31ZM41 140L44 141L43 139H41ZM48 140H49V139H48ZM60 140H61V139H60ZM68 140H70V139H68ZM123 140H124V139H122V141H123ZM129 140H130V139H129ZM42 141H38V142L42 143ZM51 141H52V140H51ZM125 141H126V139L123 141V143L121 142V143L127 148V150L124 151V152H127V153H128V151H129L130 155H131L132 153L134 154V153L136 152V157H135V155H134V157H133L132 155L129 156V154H127V153H122L123 151L120 150L118 156L116 155V156H117V159H116V160H118V161H116L115 158H114V160H115L116 162H115V163H112V162H111V164H109V165H113V164H115V167H114V166H109V165H107L106 163H105V164L107 165V167H106V166L103 167V168H105V170H107V169L110 167V168H109V169H110V172L113 170L112 168H116L115 170H116L117 174H116L115 170L113 171V172L116 174V176H119V177H120V176H122V177L124 176V178H121V177H120L119 179H122V180L120 181V180L118 179V177L115 178L116 176H115V174H114L113 172H112V173L114 174L113 176H115V177H113L111 173L106 172V175H107V176H106V175L104 174V172H102L106 178L108 177V174L112 176V177L110 176L111 178H109V177L107 178V180H108L111 184H113V183L111 182L112 180L115 181V179H117V180H116V183H114V185L116 184L115 186H116V187L119 186L120 189L117 188L118 190H116V192H115V190H114L115 187L111 185L112 187H114V188H112V187H111V188L113 189L112 191H114L115 193H117V191H118V193H117L118 195H119L120 193H122L121 187L124 186V185L122 186V184H125V183H123V182H124V181H127V182L129 181V180H126L125 178H127V179L130 178V176H129L128 174H127V177H126V173H127V172L124 173L125 175L122 174V173L124 172V169L129 168V167L134 168L133 166H136V165H138V163H139V165L135 167V168L137 169L140 165H142L141 163L143 162V161H140V162H139V161H138V162L136 161V160L138 159V155H137V154H139V151L137 152L136 150L139 148V147H138L139 145L137 146V145L135 144L136 147H138V148H137V149L135 148V149L133 150V152H131L132 149H129V148L125 145ZM0 142H1V141H0ZM22 142H23V141H22ZM22 142H21V143H22ZM34 142H35V141H34ZM34 142H33V143H34ZM44 142H45V141H44ZM44 142H43L42 144H44ZM46 142H48V141H46ZM49 142H50V141H49ZM58 142H59V141H58ZM126 142H128V141H126ZM130 142H131V140H130ZM15 143H16V141H15ZM21 143H20V144H21ZM40 143H39V144H40ZM50 143H51V142H50ZM179 143H180V142H179ZM6 144H7V143H6ZM35 144H36V143H35ZM118 144L121 145V144H120V141H119V142H117V141L115 142V145H117V147H116L115 145H113V147L115 146V147L117 148V149L115 148L116 151L113 150V148H111V149H112V152L109 151V152H111V155L114 153L113 151H115L114 154L117 153V150H118ZM130 144H131V143H130ZM140 145H141V144H140ZM160 145H161V144H160ZM7 146H8V145H7ZM41 146H42V145H41ZM50 146H51V145H50ZM124 146H123V147H122V146H119V147H121V149L123 148V150H124ZM129 146H131V145H129ZM48 147H49V146H48ZM1 148H2V147H1ZM4 148H5V147H3V149H4ZM23 148H24V147H23ZM35 148H36V147H34V149H32V151H33V150L35 151V150H36ZM105 148H106V147H105ZM161 148H163V147H161ZM3 149L1 150L0 155H2V153H3V155H6L7 152H8V153L10 152V150H7V149H4V150H3ZM21 149H22V148H21ZM46 149H47V147H46ZM111 149H110V150H111ZM5 150H6V151H5ZM99 150H100V149H99ZM102 150H103V149L101 148V151H102ZM4 151H5L6 154L4 153ZM121 151H122V152H121ZM35 152H36V151H35ZM47 152H48V151H47ZM120 152H121V153H120ZM11 153H12V152H10L9 154H11ZM22 153H23V152H22ZM22 153H20V156L22 155ZM30 153H31V152H30ZM30 153H27V152H26L25 155H26L27 157H25V155H22L21 157L24 156V158H26V159H27L28 157H31V159H34V157H35V158L37 159V161L40 159V157L42 158V156H41L40 154H38V156H39V155H40V156L37 157L36 154H35L34 152H32L33 155H35V156L33 157V156H30V155L32 154V153H31V154H30ZM27 154H28V155H27ZM29 154H30V155H29ZM108 154H109V153H108ZM3 155H2L1 157H3ZM49 155H50V151H49V154H48L47 156H49ZM9 156H11V155H9ZM50 156H51V155H50ZM50 156H49V157H50ZM109 156H110V155H109ZM109 156H108V157H109ZM116 156H115V157H116ZM12 157H13V155L11 156V158H12ZM18 157H19V156H18ZM18 157H16V155H15V158H14V159H15V160H16V158H17V160H18V159H21V158H18ZM32 157H33V158H32ZM49 157H48V158H49ZM110 157L112 158V156H110ZM110 157H109V158H110ZM24 158H23V159H24ZM38 158H39V159H38ZM44 158H46V154H45V157H44ZM44 158L42 159V160H43V163H46V160L44 161ZM48 158H47V159H48ZM50 158H51V157H50ZM111 158H110V159H111ZM135 158H136V159H135ZM12 159H13V158H12ZM52 159H53V158H52ZM52 159H51V160H52ZM110 159H109V160H110ZM133 159H135V161H136V165H130V166H129V164H133V162H134ZM139 159H140V158H139ZM34 160H35V159H34ZM51 160L48 159L49 162H50ZM109 160H107V161H109ZM112 160H113V159H112ZM141 160H142V159H141ZM53 161H54V159L52 160V164H53ZM105 161H106V160H105ZM31 162H33V161L31 160ZM109 162H110V161H109ZM109 162H108V163H109ZM113 162H114V161H113ZM130 162H132V163H130ZM24 163H25V162H24ZM39 163H40V162H39ZM43 163L41 162V164H43ZM143 163H145V162H143ZM34 164H35V163H34ZM41 164H40L39 166H41ZM54 164H55V163H54ZM50 165H51V162L49 163V166H50ZM34 166H35V165H34ZM52 166H54V165H52ZM108 166H109V167H108ZM127 166H128V167H127ZM141 167H142V166H140V167L138 168L140 171L137 169V171H138L140 174H141V171L144 170V169H140ZM22 168H23V167H22ZM40 168H41V167H40ZM55 168H56V167H55ZM106 168H107V169H106ZM135 168H134V169H135ZM143 168H145V171L148 172L146 166L144 167V165H143ZM35 169H36V168H35ZM58 169H59V168H58ZM101 169H102V168H101ZM129 169H131V168H129ZM129 169H128V170H129ZM134 169H132V170H133V174H132V175H135V174L138 175L139 173L137 172V173H138V174H137V173L134 171ZM22 170H23V169H22ZM59 170H60V169H59ZM103 170H104V169H103ZM103 170H102V171H103ZM105 170H104V171H105ZM26 171H27V170L22 171V173H23V172H26ZM108 171H109V170H108ZM131 172H132V171H131ZM20 173H21V171H20ZM35 173H36V170H35ZM38 173L40 174L39 171H37V174H38ZM60 173H61V172H60ZM102 173H101V174H102ZM107 173H108V174H107ZM183 173H185V172H183ZM33 174H34V173H33ZM37 174H35V176H36ZM54 174H55V173H54ZM101 174H100V175H101ZM103 174H102V175H103ZM142 174H144V172H142ZM146 174H147V173H146ZM185 174H186V173H185ZM19 175H20V174H19ZM102 175H101V176H102ZM130 175H131V174H130ZM181 175H182V174H181ZM21 176H22V174H21ZM52 176H53V175H52ZM137 177L140 178L139 175H138ZM141 177H142V176H141ZM112 178H113V179H112ZM139 178H138V182L140 181ZM92 179L94 180V178H91L90 181H93ZM95 179H96V178H95ZM124 179H125V180H124ZM130 179H131V178H130ZM141 179H142V178H141ZM104 180L107 181L106 179H104ZM110 180H111V181H110ZM136 180H137V178H136ZM144 180H145V179H144ZM86 181H87V180H86ZM108 181L105 182V183H102L103 186H104L103 188L106 189V187H107L108 185H104V184H107ZM117 181H118V182L120 181V182L122 183V184H120L121 186H120L119 184H117V183H118ZM122 181H123V182H122ZM131 181H133V180H131ZM142 181H143V180H142ZM88 182H89V181H88ZM103 182H104V181H103ZM134 182H136V181H134ZM143 182H144V181H143ZM93 183H94V184H96V183L99 184L98 182H95V181H94ZM110 183H108V184H110ZM136 183H137V182H136ZM139 183H141V181H140ZM144 183H145V182H144ZM137 185H138V184H137ZM137 185H135V186H137ZM105 186H106V187H105ZM141 186L143 187L142 184L140 185V188H141ZM30 187L32 188V185H31V184H30ZM109 187H110V186H109ZM144 187H145V184H144ZM31 188H30V189H31ZM101 188H102V185H101ZM134 188H135V187H133V190H134ZM138 188H139V187H138ZM105 189H103V190H104L105 192H106V190H107V192H106V194H107V193H108V189H106V190H105ZM109 189H110V188H109ZM142 189H143V188H142ZM142 189H141V190H142ZM144 189H145V188H144ZM146 189H147V188H146ZM146 189H145V190H146ZM103 190H102V191H103ZM119 190H120V193H119ZM136 190H137V187L135 188L134 191H136ZM138 190H140V189H138ZM104 191H103V192H104ZM110 191H111V190H110ZM134 191H133V192H134ZM105 192H104V194H105ZM114 192L111 193L112 196H113V195H114V196L116 195V194H114ZM137 192H138V191H137ZM142 192H143V191H142ZM144 192H146V191H144ZM229 192H230V190H229ZM109 193H110V192H109ZM109 193H108V194H109ZM124 193H126V192H124ZM127 193H128V192H127ZM235 193H236V192H235ZM106 194L103 195V193H102L104 199H103V197H102V199H103L102 207H100V208L97 209L98 216H99V214H100V215L102 214V213H101L102 211H105L104 209L102 210V208H106V207L113 206L114 203H116V202H118L119 200H121V199L118 200V197L115 196V198L117 197V201H116V199L114 198V196L111 197L110 194H109V196H110L111 198H113V199H111V198L108 196V194H107V195H106ZM141 194H142V193H141ZM144 194H145V193H144ZM232 195H233V194H232ZM123 196H124V195H123ZM238 196H239V195H238ZM108 197H109V198H108ZM241 197H242V195H241ZM21 198H22V197H20V199H21ZM26 198H27V197H26ZM120 198H122V197H120ZM27 199H28V198H27ZM123 199H125V197L122 198V200H123ZM202 199H203V198H202ZM241 199H242V198H241ZM243 199H244V198H243ZM140 200H141V199H140ZM239 200H240V199H239ZM244 200H246V199H244ZM244 200H243V202L241 201V203H242L241 208L243 207V204L245 203ZM146 201H147V200H145V202H146ZM247 201H248V200H247ZM32 202H33V201H32ZM122 202H123V201H122ZM24 203H26V202H24ZM33 203H34V202H33ZM35 203H36V201H35ZM149 203H151V202H149ZM241 203H239V204L241 205ZM111 204H113V205H111ZM120 204H121V201H120ZM120 204H119V205H120ZM147 204H148V203H147ZM247 204H248V202H247ZM247 204H246V205H247ZM36 205H37V204H36ZM121 205H122V204H121ZM114 206H115V205H114ZM116 206H117V203H116ZM29 207H30V206H29ZM117 207H118V206H117ZM119 207H120V206H119ZM113 208H115V207H113ZM113 208H109V210H112V211H113ZM128 208H129V207H128ZM115 209H117V208H115ZM196 209H197V208H196ZM256 209H257V208H256ZM258 209H260V208H258ZM258 209H257V210H258ZM101 210H102V211H101ZM109 210H108V212H109ZM117 210H118V209H117ZM129 210H131V209H128V211H129ZM135 210H136V209H135ZM243 210H244V208H243ZM250 210H251V209H250ZM257 210H256V211H257ZM40 211H41V210H40ZM64 211H65V210H64ZM106 211H107V209H106ZM112 211H111V212H112ZM115 211H116V210H115ZM120 211H121V210H120ZM120 211L118 210L117 213L115 212L116 215L113 213V215H114L113 218H114L115 220H116L117 218L119 219V217L121 216L120 214H122V216H123V212L120 213V214L118 213V212H120ZM123 211H124V210H123ZM252 211H253V210H252ZM38 212H39V210H38ZM111 212H109L108 214H109V215L112 214ZM125 212H126V211H125ZM250 212H251V211H250ZM257 212H258V211H257ZM86 213H87V212H86ZM86 213H85V215H87ZM88 213H90L89 210H88ZM91 213H92V212H91ZM103 213H104V212H103ZM129 213H130V211H129ZM129 213H128V214H129ZM243 213H244V212H243ZM248 213H249V212H247V215H248ZM251 213H252V212H251ZM251 213H250V214H251ZM35 214H36V213H35ZM35 214H34V211H33L31 208L25 209V210H23V211L17 213V214L13 217V219L10 220V222H11V226H15V228L18 229L17 231H19L24 225H30V224L32 223L33 216H34ZM108 214H107V215H108ZM118 214H119V215H118ZM124 214H125V213H124ZM245 214H246V213H245ZM96 215H97V213H96ZM129 215H130V214H129ZM133 215H134V214H133ZM35 216H36V215H35ZM94 216H95V215H94ZM98 216H95V217L97 218ZM122 216H121V217H122ZM131 216H132V215H131ZM244 216H246V215H244ZM99 217H101V216H99ZM127 217H129V216L126 215V217H124V218H127ZM111 218H112V216H111ZM122 218H123V217H122ZM132 218H133V217H132ZM134 218H135V215H134ZM134 218H133V219H134ZM240 218H241V217H240ZM92 219H93V218H92ZM92 219H91V220H92ZM98 219H101V218H97V220H98ZM133 219H132V220H133ZM206 219H207V218H206ZM244 219H245V218H244ZM91 220H90V221H91ZM94 220H96V219L94 218ZM115 220H113V221H115ZM127 220H128V218H127ZM127 220H126V221H127ZM238 220H239V219H238ZM241 220H242V218H241ZM111 221H112V219H111ZM123 221H124V220H123ZM133 221H134V222H133L134 224H135V222H137V221H135V219H134ZM244 221H245V220H244ZM249 221H250V220H249ZM102 222H104V221L102 220ZM102 222H100V223H102ZM124 222H125V221H124ZM92 223H93V222H92ZM95 223H97V222H95ZM106 223H107V222H105V224H106ZM128 223H132V221H131V222H128ZM237 223H238V222H237ZM97 224H98V223H97ZM102 224H103V223H102ZM107 224L109 225V223H107ZM134 224H133V225L131 224L132 228L136 225V224H135V225H134ZM243 224H244V223H243ZM94 225H95V224H94ZM124 225H125V224H124ZM233 225H235V224H233ZM239 225H240V224H239ZM246 225H247V224H246ZM98 226H100L99 228H101V225H100V224H99ZM104 226H105V225H104ZM128 226H129V224L127 225V230H129V232H130L132 228L130 229ZM241 226H243V225H241ZM94 227H96V231H97V225L94 226ZM123 227H124V226H123ZM123 227H122V228H123ZM197 227H198V226H197ZM206 227H208V226H206ZM251 227H252V226H251ZM124 228H125V227H124ZM128 228H129V229H128ZM137 228H138V227H137ZM199 228H200V227H199ZM208 228H209V227H208ZM253 228H254V227H253ZM92 229H93V228H92ZM101 229H102V228H101ZM101 229H99V230H101ZM119 229H120V228H119ZM125 229H126V228H125ZM135 229H136V228L132 229L133 234L135 233V232H134ZM240 229H241V227H240ZM240 229H239V230H240ZM13 230H14V229H13ZM111 230H112V229H111ZM111 230H109V231H111ZM121 230H122V229H121ZM123 230H124V229H123ZM127 230H124V231H126V234L128 233ZM207 230H208V229H207ZM221 230H223V229H221ZM225 230H226V229H225ZM115 231H116V230H115ZM216 231L218 232V231H220V230L218 229V230H216ZM216 231H214L213 234H215ZM97 232H98V231H97ZM119 232H120V231H119ZM121 232H122V231H121ZM199 232H200V231H199ZM199 232H197V233H199ZM202 232H203V231H202ZM224 232H225V231H224ZM18 233H19V232H18ZM99 233H100V231H99ZM106 233H107V232L105 231V234H106ZM113 233H114V232H113ZM116 233H117V232H116ZM207 233H208V231L205 232V233L203 232V235H200V234L198 235V236H201V237H200V243H199L200 245H197V249L200 251V253H203V254H205V255L208 254V252H206V249L209 247V242H210L211 239H212V238H211L210 241L207 239V235H208V236H211V233H210V235H209V233H208V234H207ZM218 233H219V232H218ZM109 234H110V233H109ZM109 234H107V235H108V238L110 237ZM118 234H119V233H118ZM124 234H125V232H124ZM130 234H131V233H130ZM133 234H132V235H133ZM135 234H136V233H135ZM235 234H236V233H235ZM240 234H241V233H240ZM21 235H22V234H21ZM103 235H104V234H103ZM107 235H105V236H107ZM113 235H114V234L111 233V237H112ZM122 235H123V234H122ZM122 235H121V237L124 238ZM137 235H138V234H137ZM215 235H216V234H215ZM238 235H239V233H238ZM100 236H101V235H99V238H101ZM119 236H120V235H119ZM124 236H125V235H124ZM232 236H233V235H232ZM117 237H118V236H117ZM130 237L132 238V237H135V236H131V235L129 236V234H127V240H128V238H130ZM22 238H23V237H22ZM105 238H106V237H105ZM112 238L115 239L116 237H115V238L112 237ZM112 238H111V239H112ZM122 238H121V240H120L121 242H122ZM217 238H218V236H217ZM223 238H224V237H223ZM234 238H235V237H234ZM109 239H110V238H109ZM109 239L106 238L105 241H106V240L108 241ZM111 239H110V240H111ZM113 239H112L111 241H113ZM118 239H119V238H118ZM99 240H100V239H99ZM110 240H109V242H108L107 244H109V243L111 242ZM115 240H117V239H115ZM124 240L126 241V238H125ZM124 240H123V241H124ZM131 240H132V239H131ZM207 240H208L209 242H208ZM212 240H213V239H212ZM223 240H224V239H223ZM223 240L221 239V241H223ZM225 240H226V239H225ZM227 240H228V239H227ZM42 241H45V240L42 239ZM103 241H104V240L102 239V241H100V243H101V242L103 243ZM125 241H124V242H125ZM216 241H217V240H216ZM231 241H232V240H231ZM116 242H117V241H116ZM116 242H115V243H116ZM127 242H128V241H127ZM226 242H227V241H226ZM229 242H230V241H229ZM233 242H234V239H233ZM233 242H232V244H235V243H236V242H235V243H233ZM102 243H101V244H102ZM111 243L114 244L113 242H111ZM118 243H120V242L118 241L117 244H118ZM130 243H131V242H130ZM144 243H145V241H144ZM212 243H213V241H212ZM217 243H218V242H217ZM222 243H223V242H222ZM104 244H106V242H105ZM112 244H111V245H112ZM117 244H116V246L113 245V247L115 246L114 249L111 248V246H107V245H106V246H107V247L105 248V249H106V250H105L106 252L104 251L106 254H107V252L111 253V254H110V256H111L110 258L114 257V258L111 260L112 262H113L114 259L116 260V259H119V258H121V257H122V258L125 257V256H122V255H121V254H123V253H120V252H124V251H122L123 249H122V250L119 249V250H121L120 252H119L118 250H115L116 247L119 246V245H117ZM128 244H129V242L127 243V245H128ZM193 244H194V243H193ZM224 244H225V242H224ZM224 244H223V245H224ZM232 244H231V246H229V247H233ZM42 245H43V244H41V245H39V246L43 247ZM127 245H123V246H126V247H127ZM131 245H132V244H131ZM143 245H144V244H143ZM145 245H147V244H145ZM195 245H196V244H195ZM212 245H213V244H212ZM216 245H217V244H216ZM220 245H221V244H220ZM227 245H228V243H227ZM227 245H225V246H222V245H221V246L224 247V248H226ZM229 245H230V243H229ZM121 246H122V244H120L119 247H121ZM123 246H122L121 248H124V250H125L126 247H123ZM134 246H135V245H134ZM192 246H194V245H192ZM218 246H219V245H218ZM41 247H40V248H41ZM103 247H104V246H103ZM129 247H130V244H129ZM215 247H216V246H215ZM235 247H236V246H235ZM43 248H45V247H43ZM101 248H102V245H101ZM130 248H131V247H130ZM133 248H134V247H133ZM135 248H136V247H135ZM145 248H146V247H145ZM147 248H148V247H147ZM203 248H204V249H203ZM240 248H241V247H240ZM138 249H139V248H138ZM219 249H220V248H219ZM127 250H129L128 247H127ZM132 250H133V249L131 248V249L128 251V255H129L130 253H132ZM220 250H221V249H220ZM223 250H224V249H223ZM225 250H226V249H225ZM46 251H47L46 249H45V251H44V249H43L44 254L46 253ZM49 251L51 252V250H49ZM49 251H48V252H49ZM133 251H134V250H133ZM226 251H227V250H226ZM40 252H41V250H40ZM43 252H42V254H43ZM50 252H49V254H51ZM125 252H126V251H125ZM155 252H156V251H155ZM209 252H210V251H209ZM52 253L54 254V251H52ZM105 253H104V255H106ZM210 253H211V252H210ZM220 253H221V252H220ZM2 254H3V253H2ZM231 254H233V253H231ZM237 254H238V253H237ZM54 255L56 256V254H54ZM77 255H78V254H77ZM96 255L98 256V254H96ZM123 255H126V253L123 254ZM201 255H202V254H201ZM210 255H211V254H210ZM219 255H221V254H219ZM240 255H241V254H240ZM16 256H18V255L16 254ZM19 256H20V255H19ZM30 256H31V255H30ZM30 256L28 255L29 258H30ZM43 256H44V255H43ZM43 256H42V257H43ZM45 256H46V255H45ZM45 256H44V259H45ZM75 256H76V255H75ZM100 256L102 257L103 255H100ZM108 256H109V255H108ZM203 256H204V255H203ZM203 256H201V257L199 256V258H201V260L204 261V259H202ZM206 256H207V255H206ZM208 256H209V255H208ZM224 256H225V255H224ZM243 256H244V255H243ZM248 256H250V255H248ZM46 257H47V256H46ZM52 257H53V256H52ZM106 257H107V256H106ZM106 257L104 256V258H106ZM128 257H129V256H128ZM209 257H210V256H209ZM209 257H208V258H209ZM241 257H242V256H241ZM53 258H54V257H53ZM110 258L108 257V260H109ZM122 258H121V259H122ZM199 258H198V259H199ZM208 258H207V259H208ZM234 258H235V257H234ZM238 258H239V257H238ZM17 259H18V257H17ZM17 259H16V260H17ZM42 259H43V258H42ZM42 259H41V260H42ZM98 259H99V256H98ZM127 259H128V258H127ZM198 259H197V261H198ZM207 259L205 258V261H206ZM244 259H245V258H244ZM244 259H243V260H244ZM18 260L20 261L21 259H18ZM18 260L16 261L17 263H19ZM24 260H25V259H22L21 261H23L24 264H25V262L27 263V259H26L25 262H24ZM38 260H39V259H38ZM41 260H40V261H41ZM49 260H50V259H49ZM43 261H44V260H43ZM43 261H42V262H43ZM45 261H46V260H45ZM50 261H51V260H50ZM50 261H49V262H50ZM104 261H106V262H104ZM104 261L102 262V264H103V263H104V264H105V263H107V264L110 263V262H109L110 260L107 261V260L104 259ZM47 262H48V260H47ZM49 262H48V264H49ZM51 262H52V261H51ZM199 262H200V261H199ZM13 263H14V262H13ZM13 263H12V264H13ZM23 263H22V264H23ZM200 263H201V262H200ZM200 263H199V264H200ZM202 263H203V262H202ZM202 263H201V264H202ZM27 264H28V263H27ZM37 264H38V263H37ZM39 264H40V263H39ZM50 264H51V263H50ZM197 264H198V263H197ZM203 264H204V263H203Z\"/></svg>",
    "mask_w": 264,
    "mask_h": 264
},
{
    "label": "snow or ice",
    "instance_id": "6c2138e0",
    "mask_svg": "<svg viewBox=\"0 0 264 264\" xmlns=\"http://www.w3.org/2000/svg\"><path fill=\"white\" fill-rule=\"evenodd\" d=\"M33 7H36V5L34 4ZM217 7L219 8L220 6H217ZM262 30H264V29H262ZM262 215H264V210H262ZM73 227H76V226L75 225L70 226L69 227V231H71ZM78 227L80 229H86L87 228V220L86 219L85 220H80L79 224H78ZM195 239H199V238L197 237ZM193 242H195V240ZM191 264H197V261L194 259V260L191 261Z\"/></svg>",
    "mask_w": 264,
    "mask_h": 264
}]
</instances>
